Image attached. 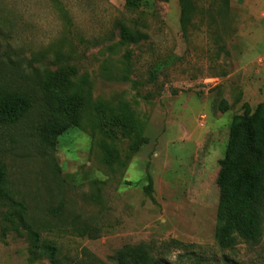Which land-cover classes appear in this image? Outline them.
<instances>
[{
  "label": "rangeland",
  "instance_id": "374dc122",
  "mask_svg": "<svg viewBox=\"0 0 264 264\" xmlns=\"http://www.w3.org/2000/svg\"><path fill=\"white\" fill-rule=\"evenodd\" d=\"M194 3L182 27L178 0H0V84L63 69L79 104L52 160L30 118L0 127L9 186L47 224L59 264H110L126 244L153 264H264V217L256 242L215 236L229 125L264 101V0ZM120 22L147 38L124 42ZM58 205L99 236L74 233L50 214ZM4 226L0 264H50L30 262L26 238Z\"/></svg>",
  "mask_w": 264,
  "mask_h": 264
},
{
  "label": "trees",
  "instance_id": "16d2710c",
  "mask_svg": "<svg viewBox=\"0 0 264 264\" xmlns=\"http://www.w3.org/2000/svg\"><path fill=\"white\" fill-rule=\"evenodd\" d=\"M132 0H128L131 2ZM182 27L190 25L196 11L194 0H178ZM120 37L127 43H139L147 34L118 24ZM20 80H5L0 84V127L16 125L30 118L31 128L42 151L49 160L59 137L73 124L79 104L68 90L67 72L45 69L29 73L18 71ZM224 112L227 102L220 100ZM216 177L218 201L216 208V240L221 247L235 244L237 237L256 242L261 236L264 217V101L252 112L245 106L228 130L223 157L218 161ZM0 219L5 223L2 235L14 231L25 237L28 259H47L59 264L58 246L43 238L41 228L47 224L30 213L26 201L17 197L9 186L8 173L0 164ZM56 219L65 223L78 236L97 238L100 228L78 213L65 215L62 206L50 208ZM110 264H153L154 260L143 244L123 245L108 258ZM74 264H105L96 260H80Z\"/></svg>",
  "mask_w": 264,
  "mask_h": 264
}]
</instances>
